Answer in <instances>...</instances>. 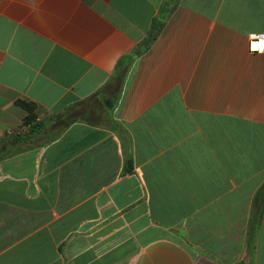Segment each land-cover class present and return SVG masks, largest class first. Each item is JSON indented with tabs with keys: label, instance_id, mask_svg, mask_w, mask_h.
I'll return each mask as SVG.
<instances>
[{
	"label": "crops",
	"instance_id": "crops-1",
	"mask_svg": "<svg viewBox=\"0 0 264 264\" xmlns=\"http://www.w3.org/2000/svg\"><path fill=\"white\" fill-rule=\"evenodd\" d=\"M261 33L264 0H0V264H264Z\"/></svg>",
	"mask_w": 264,
	"mask_h": 264
},
{
	"label": "trees",
	"instance_id": "trees-1",
	"mask_svg": "<svg viewBox=\"0 0 264 264\" xmlns=\"http://www.w3.org/2000/svg\"><path fill=\"white\" fill-rule=\"evenodd\" d=\"M160 27H161L160 25L156 27L154 24L152 32L150 33L146 43H150L156 37ZM123 80H124V74L123 72H120L113 78L112 82L109 85L110 94L111 97H113V98H109L107 102L108 107L110 109L114 107L116 101L118 100V97L120 96L119 91L122 87ZM98 96H100L99 93L86 101L78 103V105L68 107L67 109L64 110L63 113L57 115L53 120V122L56 126L58 133H61L62 131L69 128L72 124L77 122H87L93 124L91 120V117L93 115L92 107L93 104H95V101L97 100ZM17 104L28 112V115L23 125L24 128H26L27 130L25 129V133H23L22 136H33L36 134H41L45 130V126L44 124H41L40 122L37 121V104L33 102H26V100L17 101ZM256 201H257V210L254 215V220H252L251 223L252 230L258 229L261 220V216L264 208V185L259 191Z\"/></svg>",
	"mask_w": 264,
	"mask_h": 264
},
{
	"label": "built area",
	"instance_id": "built-area-1",
	"mask_svg": "<svg viewBox=\"0 0 264 264\" xmlns=\"http://www.w3.org/2000/svg\"><path fill=\"white\" fill-rule=\"evenodd\" d=\"M250 49L255 53H264V33L253 35L251 37Z\"/></svg>",
	"mask_w": 264,
	"mask_h": 264
},
{
	"label": "rangeland",
	"instance_id": "rangeland-1",
	"mask_svg": "<svg viewBox=\"0 0 264 264\" xmlns=\"http://www.w3.org/2000/svg\"><path fill=\"white\" fill-rule=\"evenodd\" d=\"M49 138H51V137H47V140H48Z\"/></svg>",
	"mask_w": 264,
	"mask_h": 264
}]
</instances>
